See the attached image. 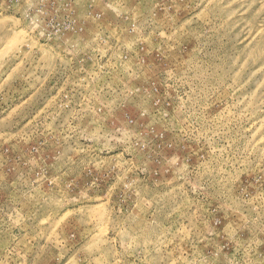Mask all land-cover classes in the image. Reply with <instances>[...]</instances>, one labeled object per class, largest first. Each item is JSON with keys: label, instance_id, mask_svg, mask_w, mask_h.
<instances>
[{"label": "rangeland", "instance_id": "374dc122", "mask_svg": "<svg viewBox=\"0 0 264 264\" xmlns=\"http://www.w3.org/2000/svg\"><path fill=\"white\" fill-rule=\"evenodd\" d=\"M0 264H264V0H0Z\"/></svg>", "mask_w": 264, "mask_h": 264}]
</instances>
